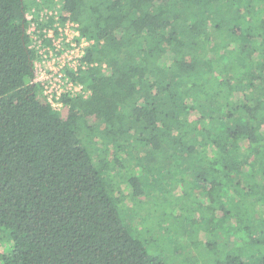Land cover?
Segmentation results:
<instances>
[{
  "label": "trees",
  "instance_id": "16d2710c",
  "mask_svg": "<svg viewBox=\"0 0 264 264\" xmlns=\"http://www.w3.org/2000/svg\"><path fill=\"white\" fill-rule=\"evenodd\" d=\"M46 6L94 42L60 111L34 83ZM263 209L264 0H0V264H169L148 242L176 228L203 264H264Z\"/></svg>",
  "mask_w": 264,
  "mask_h": 264
},
{
  "label": "built area",
  "instance_id": "2783aa9c",
  "mask_svg": "<svg viewBox=\"0 0 264 264\" xmlns=\"http://www.w3.org/2000/svg\"><path fill=\"white\" fill-rule=\"evenodd\" d=\"M35 10L31 19L27 15L31 48L35 50L34 83L42 89L48 103L60 111L64 95L90 93L76 78L85 72L87 63L82 59L94 42L81 37L78 24L61 23L54 8L39 13Z\"/></svg>",
  "mask_w": 264,
  "mask_h": 264
},
{
  "label": "rangeland",
  "instance_id": "374dc122",
  "mask_svg": "<svg viewBox=\"0 0 264 264\" xmlns=\"http://www.w3.org/2000/svg\"><path fill=\"white\" fill-rule=\"evenodd\" d=\"M59 5V4H58ZM48 8H50V9H52L50 6H46V7H44V9H48ZM35 9H33L32 10V12L34 11ZM36 11V10H35ZM32 12H30L29 14V18L31 19L33 16H31V14H32ZM46 13V12H45ZM248 120V117L246 116V114H239V115H237V117L236 118H234L233 120H232V125L234 126H236V125H239V124H241L242 122H246ZM215 124V123H214ZM140 151L141 150H139V151H136L135 153H134V156H137L139 153H140ZM132 162L131 161H127L126 162V166L128 167L129 166V168H132L133 166H132ZM166 175V174H165ZM119 177L117 176V179H118ZM157 179H162L161 177L160 178H156V180ZM124 180V179H123ZM156 180H155V182L154 181H152V179L150 178L149 180H148V184L145 186V192L148 194L149 192H151V191H154V190H157V189H160V190H157V191H159V192H161V191H163L164 189H167V187H168V185H169V181H164L163 182V180H165V179H162V181H158V182H156ZM167 180V179H166ZM118 181H119V179H118ZM125 181V180H124ZM153 182V183H152ZM195 189H196V187H195ZM157 191H154L153 192V194H155L156 195V193H157ZM164 192V191H163ZM196 193H197V191H196ZM150 198H154V197H150ZM260 198H261V196H259V200H260ZM144 207H143V209L141 210V212H140V215H139V217H137V218H134V219H137V220H139V221H143V218H144V215L149 211L150 213H151V210H152V207H153V204L152 203H150V202H148V199H147V202H144ZM155 209V208H154ZM264 210V209H263ZM153 213H155V214H158L159 216H160V211H152V214ZM133 218V213L131 212V209L130 210H127V216H126V222H127V227H128V229H130L132 232H134V233H136V231H134L135 230V228H134V226H136L135 224H133L134 223V219H132ZM157 220L158 219H156V217L153 215V217H151V220L149 221V224L152 226V229H154V226H156L157 227V225L159 224V223H157ZM264 220L262 219V222H263ZM167 223V221L166 220H163L162 221V224H166ZM187 223H191V222H188L187 221ZM187 223H185V224H187ZM184 224V225H185ZM262 224H264V223H262ZM158 226H161L162 227V225H158ZM177 230L176 231H174L173 230V232L171 231V233L170 234H166V236L165 235H163L161 238H159L158 236H156L155 238H153L152 240L154 241V242H148L149 244H152V247L150 248V250L154 253V254H157V255H159L160 256V251H162L163 249H164V247L162 246V245H160V240H162V241H164L163 239H165V244H171V245H168V247L170 246H174V248L176 249V252L178 251V253L180 252V250L182 251V249L184 250V251H191V252H180L178 255H175L176 254V252L173 254V255H175V256H173V255H169V254H166V259L167 260H170V258H172V260H174L172 263H169V264H203V262L204 261H208V262H210L211 261V259H210V257L211 256H204L203 255V249H205V247H206V243L208 242V241H210L209 240V237H206L203 233H205L204 232V230L202 231V230H198V233L199 232H202L201 234H198L197 233V237L199 236V235H201V239L199 240V243H194L195 242V240H197V237H195V238H193V239H191V240H185L183 237H184V235H182V233H180V232H182V231H180L181 229H179V228H176ZM191 231V230H190ZM197 231V230H196ZM255 231H257V230H255ZM192 235L193 234H195V232H193V233H191ZM165 236V237H164ZM225 238L223 239V241L221 242V244L219 245L220 247H224V246H226V247H229L230 245H231V243H230V239H229V236L228 235H226V236H224ZM157 239V240H156ZM218 241V238H216V237H214V236H212V238H211V244L213 245V243H216ZM213 242V243H212ZM204 243V244H203ZM181 244V245H180ZM183 245H186V246H183ZM197 245H199V247H201V248H197ZM220 247H216V249L213 251V253L214 254H219V252H220V250H221V248ZM172 256V257H171ZM257 257H260L259 255H257ZM243 262H245V264H251V259L250 258H245L244 259V261Z\"/></svg>",
  "mask_w": 264,
  "mask_h": 264
}]
</instances>
